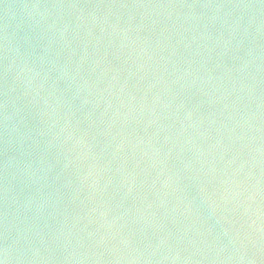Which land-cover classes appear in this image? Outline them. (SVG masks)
<instances>
[{
    "label": "water",
    "instance_id": "water-1",
    "mask_svg": "<svg viewBox=\"0 0 264 264\" xmlns=\"http://www.w3.org/2000/svg\"><path fill=\"white\" fill-rule=\"evenodd\" d=\"M0 264H264V0H0Z\"/></svg>",
    "mask_w": 264,
    "mask_h": 264
},
{
    "label": "clouds",
    "instance_id": "clouds-1",
    "mask_svg": "<svg viewBox=\"0 0 264 264\" xmlns=\"http://www.w3.org/2000/svg\"><path fill=\"white\" fill-rule=\"evenodd\" d=\"M15 158L12 157V158H9V162L13 161ZM15 246H16V242L15 241H12L10 242L8 245H7V251L11 252L12 250L15 249Z\"/></svg>",
    "mask_w": 264,
    "mask_h": 264
}]
</instances>
